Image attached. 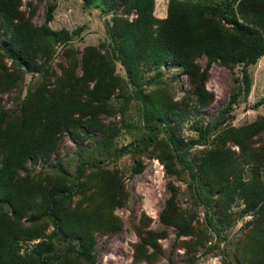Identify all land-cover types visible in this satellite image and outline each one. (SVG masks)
I'll return each instance as SVG.
<instances>
[{
	"label": "rangeland",
	"instance_id": "374dc122",
	"mask_svg": "<svg viewBox=\"0 0 264 264\" xmlns=\"http://www.w3.org/2000/svg\"><path fill=\"white\" fill-rule=\"evenodd\" d=\"M169 2L153 0V17L165 18ZM19 11L33 27L47 25L58 35L45 55L19 64L0 21V62L19 74L18 84L0 94V109L17 114L33 94L51 109L55 124L50 155L27 160L19 171L37 195L18 216L12 247L18 264H264V125L253 135L243 131L264 115V40L251 62L229 67L208 65L205 54L195 58L201 68L208 65L204 85L214 95L203 106L180 59H144L134 1L20 0ZM110 28L119 59L108 46ZM99 78L100 99L84 111L89 120L71 123L80 118L74 108L72 118L61 117L64 95L91 100ZM239 87L236 102L223 111ZM123 147L129 150L118 155ZM183 159L199 167L200 176L193 178ZM259 189L261 200L254 195ZM171 191L184 232L159 218ZM51 194L58 195L60 233L46 214L44 197ZM0 210L10 217L1 200ZM148 230L165 235L152 262L136 260L134 243ZM89 239L93 259L75 251Z\"/></svg>",
	"mask_w": 264,
	"mask_h": 264
},
{
	"label": "trees",
	"instance_id": "16d2710c",
	"mask_svg": "<svg viewBox=\"0 0 264 264\" xmlns=\"http://www.w3.org/2000/svg\"><path fill=\"white\" fill-rule=\"evenodd\" d=\"M130 1L135 2L139 15L136 22L142 25L145 33L143 43H139L144 59L155 64L180 59L188 74L191 89L198 103L203 106L214 97L204 85L207 68L211 62H220L230 67L242 61L251 62L262 53L264 0H170L167 16L162 19H156L152 15L153 0ZM19 6L20 0H0V21L6 35L10 36L11 46L18 53L15 59L22 64V60L27 61L32 55H45L58 32L47 25L33 27L29 22L22 20ZM53 10L54 7L49 5L47 21L51 19ZM238 14L242 21L239 20ZM222 21L229 24V27H224ZM153 23L157 24L155 33L150 31ZM107 36L111 53L119 59L120 51L112 28L107 30ZM202 54L207 57L208 65L204 68L194 62L195 58ZM18 77L19 74L17 75L15 70L5 68L0 62V94L17 85ZM101 80L102 78L96 80L91 100L82 101L77 97L64 95L61 117L72 118L69 110L74 108L80 118L73 119L75 122L71 123H84L89 120L88 117L84 118V111L93 107V101L100 99ZM241 88L230 95L223 111H228L236 102ZM30 96L24 99L17 114L0 109V200L11 207L10 217H6L0 210V264H18L20 257L12 252V247L18 240V216L32 205V199L37 195L36 185L22 177L19 171L27 160L47 158L55 146V140L49 138L50 130L55 125L51 119L52 111L43 101L34 102L33 94ZM93 122L97 126L96 121ZM263 125L264 115H261L258 120L243 127V131L247 135H253L260 131ZM207 132L208 129H204L201 134ZM127 150L128 147H123L117 154L121 155ZM216 158L218 162L222 161L221 156L216 155ZM201 160L206 161V158ZM183 161L192 170L193 178L200 176L199 167L185 159ZM254 186L258 187L255 183ZM247 188L248 184H244L245 192ZM255 194L261 200V195L258 194H263V191L259 189ZM246 196L250 201V197ZM44 199L46 214L53 220L60 233L61 224L56 211L58 195L51 194ZM174 199L175 193L171 191L159 218L164 225L178 227L184 232L186 226L180 225L178 214L171 208ZM164 235V232L155 230L140 234L139 240L134 243V258L152 262L157 254L158 239ZM92 246L93 241L89 239L83 249H75L73 245L69 247L75 249L78 255L93 259L90 251ZM41 264H45V259H41Z\"/></svg>",
	"mask_w": 264,
	"mask_h": 264
}]
</instances>
